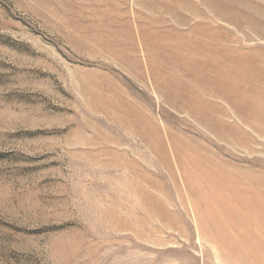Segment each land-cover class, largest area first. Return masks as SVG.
I'll return each mask as SVG.
<instances>
[{"label": "rangeland", "instance_id": "374dc122", "mask_svg": "<svg viewBox=\"0 0 264 264\" xmlns=\"http://www.w3.org/2000/svg\"><path fill=\"white\" fill-rule=\"evenodd\" d=\"M256 194L264 0H0V264H262Z\"/></svg>", "mask_w": 264, "mask_h": 264}, {"label": "bare ground", "instance_id": "6f19581e", "mask_svg": "<svg viewBox=\"0 0 264 264\" xmlns=\"http://www.w3.org/2000/svg\"><path fill=\"white\" fill-rule=\"evenodd\" d=\"M253 107V106H252ZM224 179V178H223ZM258 182V181H257ZM223 183V182H222ZM226 183V182H225ZM236 183V182H235ZM259 183V182H258ZM261 185H262V181H261V183H260ZM232 188V187H231ZM246 189V188H245ZM239 190H240V188H239ZM263 190V189H262ZM235 191V190H234ZM241 191V190H240ZM256 191V190H255ZM243 192H245V190L243 191ZM251 192H252V190H251ZM236 194H238L237 192H236ZM242 195V197H243V193H241ZM240 194H238V195H236V196H239ZM245 195V194H244ZM249 195H251V194H249ZM252 195H253V193H252ZM257 195V194H256ZM240 196V197H241ZM262 196V195H261ZM241 197V202H239V203H241V206H242V209H244V210H246L247 212H253L252 214H256V211H258V209L260 208V209H263L264 210V200L263 199H261V198H259V195H257V196H249V197H247V198H242ZM227 198H229V197H227ZM227 203V202H226ZM235 203V202H234ZM238 207H240L239 205L237 206V208ZM262 211V210H261ZM262 213H264V211H262ZM225 214V213H224ZM258 214H260V213H258ZM226 215V214H225ZM245 215V214H244ZM236 216V215H235ZM241 216V215H240ZM258 216V217H257ZM247 217V216H246ZM247 219H248V217H247ZM245 220V222L246 223H250V224H252L254 227H255V229L256 230H254L255 232H257V236H261V235H263V234H261L260 235V229L263 231V233H264V214H260V216L259 215H255V218H252V219H250V221H248V220ZM243 222H244V219H243ZM243 222H242V224H243ZM234 223V222H233ZM237 224V223H236ZM249 224V227L251 226ZM233 225V224H232ZM238 225V224H237ZM242 226V225H241ZM243 226H244V224H243ZM234 227V226H233ZM238 227V226H237ZM253 227V228H254ZM239 228H240V226H239ZM251 228V227H250ZM236 229V228H235ZM246 229V228H245ZM244 229V230H245ZM243 230V229H242ZM235 233H237V232H235ZM239 236V235H238ZM243 238H244V234H243V236H242ZM248 237V236H247ZM250 237V236H249ZM254 237V236H253ZM253 237H251V239L253 238ZM239 238H241V235H240V237ZM246 238V237H245ZM248 239V238H247ZM259 239V238H258ZM246 241V240H245ZM258 246H259V243L257 244H253L252 245V249H251V251H252V254H253V256H254V258L256 259V261H260L262 264L264 263V257H262V254H261V250L258 248ZM241 247H242V245H241ZM243 249V248H242ZM246 250V249H245Z\"/></svg>", "mask_w": 264, "mask_h": 264}]
</instances>
